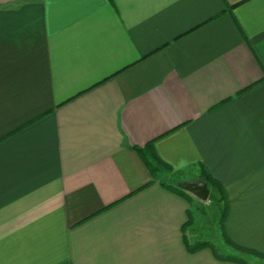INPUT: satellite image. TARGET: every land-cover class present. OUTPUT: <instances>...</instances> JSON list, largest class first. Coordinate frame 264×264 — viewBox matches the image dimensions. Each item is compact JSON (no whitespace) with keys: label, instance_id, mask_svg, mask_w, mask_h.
I'll return each mask as SVG.
<instances>
[{"label":"crops","instance_id":"obj_1","mask_svg":"<svg viewBox=\"0 0 264 264\" xmlns=\"http://www.w3.org/2000/svg\"><path fill=\"white\" fill-rule=\"evenodd\" d=\"M149 141L264 254V0H0V264H239L187 250Z\"/></svg>","mask_w":264,"mask_h":264},{"label":"trees","instance_id":"obj_2","mask_svg":"<svg viewBox=\"0 0 264 264\" xmlns=\"http://www.w3.org/2000/svg\"><path fill=\"white\" fill-rule=\"evenodd\" d=\"M133 148L140 156L142 161L145 163L147 168L149 169L151 176L153 178L152 181L158 180L164 188L181 195L189 203L191 202L192 199L191 194L179 188L176 185L177 181L185 180L183 173L173 171V169L159 157V155L155 150L154 141H149L143 146H134ZM200 169H201V173H199L197 177L192 178V180L199 178L207 183L208 188L210 189V194L208 199L213 200L214 203L216 202L219 211L217 224L219 225L218 227L220 230V236H222L223 241L242 253H248L259 258H264L263 253H260L258 251L246 247L239 246L228 238L224 228V222L228 212V199H227L226 191L223 185L221 184V182L213 178L207 172V170L203 165H201ZM192 225H193V216L191 211L187 210V220L184 222L182 226L183 239L187 250L195 252L202 248H208L212 252L214 257L218 260L231 261L239 264H253L248 262L247 259L242 255L220 252L215 246V244H213L208 239L202 240V239L191 238L189 236L190 234L189 230L192 227Z\"/></svg>","mask_w":264,"mask_h":264},{"label":"rangeland","instance_id":"obj_3","mask_svg":"<svg viewBox=\"0 0 264 264\" xmlns=\"http://www.w3.org/2000/svg\"><path fill=\"white\" fill-rule=\"evenodd\" d=\"M198 208H194L196 218L200 221H194V237L202 238V240H210L220 252L239 254L244 256L248 262L256 264H264V258H259L248 253H242L225 243L220 236L217 218L219 211L216 202L213 200L201 201ZM199 227V228H198ZM196 237V238H197ZM195 239V238H193Z\"/></svg>","mask_w":264,"mask_h":264},{"label":"water","instance_id":"obj_4","mask_svg":"<svg viewBox=\"0 0 264 264\" xmlns=\"http://www.w3.org/2000/svg\"><path fill=\"white\" fill-rule=\"evenodd\" d=\"M176 185L201 201H206L209 198L210 189L202 179L181 180L177 181Z\"/></svg>","mask_w":264,"mask_h":264}]
</instances>
